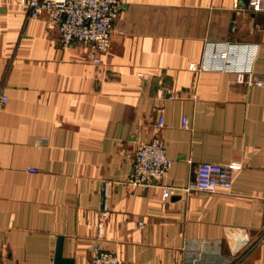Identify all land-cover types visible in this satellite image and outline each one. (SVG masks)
Wrapping results in <instances>:
<instances>
[{"label":"crops","instance_id":"1","mask_svg":"<svg viewBox=\"0 0 264 264\" xmlns=\"http://www.w3.org/2000/svg\"><path fill=\"white\" fill-rule=\"evenodd\" d=\"M120 2L94 63L21 0H0V264H54L59 237L74 264L95 246L127 264H264V88L235 73L264 74V12L248 0ZM160 115L170 167L131 186ZM202 162L239 164L231 190L163 202L160 186L187 188Z\"/></svg>","mask_w":264,"mask_h":264},{"label":"built area","instance_id":"2","mask_svg":"<svg viewBox=\"0 0 264 264\" xmlns=\"http://www.w3.org/2000/svg\"><path fill=\"white\" fill-rule=\"evenodd\" d=\"M27 9L29 19H43L48 29L57 33L58 44L69 47L73 44L89 46V59L100 63V56L111 48L113 26L121 10L120 0H21ZM251 12H264V0H248ZM226 56V52H221ZM189 68L197 70L192 63ZM236 81L250 87L264 88V74H255L250 70H236ZM8 98L0 92V108ZM164 127L163 117L158 116L154 125V134L150 141L142 143L135 151L132 170L126 183L131 186L147 187L159 183L170 167L166 148L161 138ZM181 127L189 129L187 117L181 120ZM239 164H220L202 162L197 165L195 177L187 188L161 185V199L166 202L176 191H203L214 193L227 192L232 188ZM107 212L98 213L97 229L101 232L106 225ZM90 264H127L117 256L95 246L92 250Z\"/></svg>","mask_w":264,"mask_h":264},{"label":"water","instance_id":"3","mask_svg":"<svg viewBox=\"0 0 264 264\" xmlns=\"http://www.w3.org/2000/svg\"><path fill=\"white\" fill-rule=\"evenodd\" d=\"M54 264H74L72 258H67L62 255V238H58V243L55 252Z\"/></svg>","mask_w":264,"mask_h":264}]
</instances>
